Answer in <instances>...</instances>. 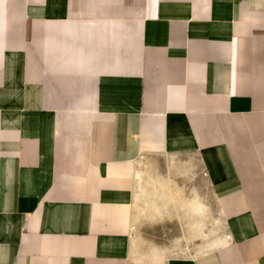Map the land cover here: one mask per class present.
I'll return each instance as SVG.
<instances>
[{
	"label": "crops",
	"instance_id": "crops-1",
	"mask_svg": "<svg viewBox=\"0 0 264 264\" xmlns=\"http://www.w3.org/2000/svg\"><path fill=\"white\" fill-rule=\"evenodd\" d=\"M0 264H264V0H0Z\"/></svg>",
	"mask_w": 264,
	"mask_h": 264
}]
</instances>
